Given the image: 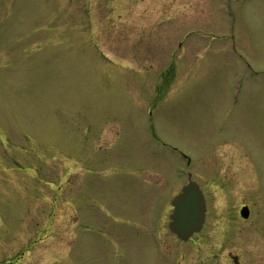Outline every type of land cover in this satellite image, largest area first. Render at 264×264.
I'll return each mask as SVG.
<instances>
[{
  "label": "rangeland",
  "instance_id": "obj_1",
  "mask_svg": "<svg viewBox=\"0 0 264 264\" xmlns=\"http://www.w3.org/2000/svg\"><path fill=\"white\" fill-rule=\"evenodd\" d=\"M0 264H264V0H0Z\"/></svg>",
  "mask_w": 264,
  "mask_h": 264
},
{
  "label": "water",
  "instance_id": "obj_2",
  "mask_svg": "<svg viewBox=\"0 0 264 264\" xmlns=\"http://www.w3.org/2000/svg\"><path fill=\"white\" fill-rule=\"evenodd\" d=\"M174 207L170 215L169 228L172 233L182 240L200 232L206 217V202L200 187L193 181H189L181 193L172 201ZM244 218L249 217V210L244 207L241 211Z\"/></svg>",
  "mask_w": 264,
  "mask_h": 264
}]
</instances>
